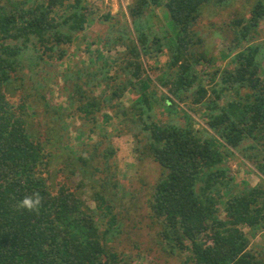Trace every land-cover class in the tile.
<instances>
[{
  "label": "trees",
  "instance_id": "trees-1",
  "mask_svg": "<svg viewBox=\"0 0 264 264\" xmlns=\"http://www.w3.org/2000/svg\"><path fill=\"white\" fill-rule=\"evenodd\" d=\"M212 1L224 5L223 0H132L127 10L130 22L119 21L115 34L103 42L110 50L125 48L118 53V70L125 74V81L116 83L118 74L109 77L100 70L107 90H113L110 95L90 99L83 90L82 86L92 87L98 80V72L66 70L57 77L63 81L60 90L70 91L69 108L76 94L80 104L75 111L88 115L99 107L98 101L114 102L126 88L139 94L135 105L123 114L138 112L147 122L137 125L145 132L142 140L161 170L148 202L161 244L173 254L187 251L184 264H264L249 249L243 232L244 227L264 228V78L260 76L264 49L253 42L264 19V1H256L247 18L232 22L231 46L239 49L231 60L233 69L208 76L196 70L198 65L211 66L213 60L193 51L198 42L194 27ZM160 7L167 12V23L156 29L155 10ZM92 22L86 0H0V264L134 262V257L110 246L118 225L111 197L90 187L92 209L78 193L85 182L80 181L77 188L57 182L64 169L50 171L58 157L54 147L47 155V146L29 132V121L40 113H28L33 107L28 94L16 103L10 101L25 86L22 71L60 62ZM166 54L168 60L160 65L159 57ZM206 78L213 82L210 90L203 85ZM48 83L43 79L35 89L44 93ZM157 86L169 95L160 97L166 111L162 114L167 116L162 124L150 121L157 107ZM224 92L225 100L219 105ZM183 96L191 105L205 108V132L193 128L190 110L180 105ZM40 98L44 109L51 111L52 134L54 126L67 131L60 111L50 106L44 94ZM231 154L249 161L260 183L245 184L222 202L225 192L235 187L224 166ZM112 155L107 150L104 158ZM86 161L81 158L83 164ZM70 171L93 181L94 173L83 168ZM34 194L39 195L38 209L26 211L18 206Z\"/></svg>",
  "mask_w": 264,
  "mask_h": 264
},
{
  "label": "rangeland",
  "instance_id": "rangeland-1",
  "mask_svg": "<svg viewBox=\"0 0 264 264\" xmlns=\"http://www.w3.org/2000/svg\"><path fill=\"white\" fill-rule=\"evenodd\" d=\"M223 1L224 5L219 6L212 1L205 7L194 27L196 32L194 40H198V42L193 51L205 54L207 60H213L212 65L207 68L202 65L196 66V70L200 74L204 72L210 76L216 71L233 69L234 64L231 60L239 49L231 46L233 41L232 22L240 18H247L251 7L258 0ZM86 2L93 22L85 25L84 31L78 34L76 42L74 41L68 47L66 56L60 62L53 63L52 67L43 65L39 69L29 70L26 68L24 72L22 71L20 76L23 77L22 81L25 86L17 91L10 101L16 103L18 98H23L28 94V100L33 102V107L28 109V113L33 111L40 113L29 121V132L47 146L44 148L47 155L54 147V153L58 157L54 162L55 165L50 167V171H55V168L57 171V168L60 167L64 169L63 174H58L56 177L57 182L63 181L74 188L78 187L80 181L85 182V188L78 189V193H81V198L92 209L95 208V203L88 190L90 187H95L97 191H102L111 197L112 205L115 206V214L118 215L115 237L110 243L114 250L124 252L128 257H134L133 264H184L189 253L186 251L179 255L173 254L164 243L159 242V227L152 225L150 221L148 202L152 187L161 176V170L153 161L145 139L142 140L145 132H141L137 125L147 122L138 112L128 113L129 111H127L123 114L124 110H130L135 105L136 99L138 101L140 98L139 94L134 89L126 88L114 102L106 104L102 100L98 101L99 107L93 108L94 112L88 115L75 111L74 107L80 104L78 95H74L75 103L72 108H69L72 99L70 91L64 93L60 90L63 81L57 75L66 70L75 72L84 68L91 72H98L99 78L92 87L82 86L90 99L110 95L113 91L107 90L106 83L102 82L101 69L106 70L109 77L118 74L116 83L126 80L125 74L118 70L121 57L118 53L125 51V48L112 46L113 48L110 50L103 42L108 36L115 34L114 32L120 26L119 21L121 23L130 22L127 10L132 0H86ZM155 13L158 18V22L154 21L155 28L165 26L167 12L164 7L157 8ZM257 31L253 42L262 45L264 49V19L259 23ZM167 60L168 54L158 59L160 65ZM24 65H28L27 61H24ZM260 76L264 78V60ZM43 79L48 80L49 83L48 87L43 89L44 93H40L35 87ZM215 80L219 81V87H223L219 76ZM209 81V78L204 80L205 88L213 84ZM208 89L210 90V88ZM41 94L45 95L53 109L60 111L64 122L68 125L67 131L58 130L57 126H54L57 133L52 134L51 111L44 109L43 101L40 98ZM162 94L168 95V90L157 86L156 98L158 102L157 107H153L150 121L158 124H162V121L167 117L165 116L166 111H164L165 105L160 100ZM230 95L231 98H234L232 92ZM208 99H213L210 94ZM224 100L225 92L219 105H222ZM180 105L183 109L190 110L193 128L205 132V108L199 109L197 106L191 105L190 99L185 96L182 97ZM197 108L199 111L196 112ZM134 134H137L138 138H135ZM107 150L112 151L113 155L105 159L104 153ZM81 158L87 160L85 164L81 162ZM224 166L228 167L233 176L235 187L230 192H225L222 202L245 184L251 187L259 185L260 177L249 161L240 159L236 154H231L226 156ZM73 168H83L94 173L93 181H87L79 175L78 171L71 175L70 170ZM93 168H97L98 171L94 172ZM55 174L52 173V176ZM113 183L118 184L117 188H113ZM243 232L249 240L248 247L253 255L264 261V228L251 231L244 227Z\"/></svg>",
  "mask_w": 264,
  "mask_h": 264
},
{
  "label": "clouds",
  "instance_id": "clouds-1",
  "mask_svg": "<svg viewBox=\"0 0 264 264\" xmlns=\"http://www.w3.org/2000/svg\"><path fill=\"white\" fill-rule=\"evenodd\" d=\"M20 208L26 211H34L40 206V199L38 194H34L30 197H25L18 205Z\"/></svg>",
  "mask_w": 264,
  "mask_h": 264
}]
</instances>
